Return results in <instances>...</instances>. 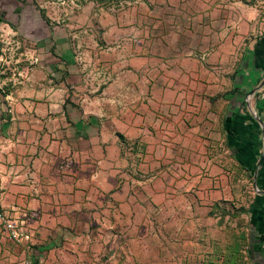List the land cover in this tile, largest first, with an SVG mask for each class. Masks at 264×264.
Masks as SVG:
<instances>
[{"label":"crops","instance_id":"0c3cea01","mask_svg":"<svg viewBox=\"0 0 264 264\" xmlns=\"http://www.w3.org/2000/svg\"><path fill=\"white\" fill-rule=\"evenodd\" d=\"M183 18L174 31H161L166 47L174 46L164 54L172 56L167 62L152 61L147 29L123 64L101 65L102 85L139 104L125 112L74 109L85 102L84 70L70 56L56 64L55 48L20 49L34 64L25 80L7 72L22 58L0 49V198L32 234L19 244L0 226L2 263L9 257L20 264L115 262L119 232L135 226L130 194L124 185L119 189L124 147L197 146L200 132L213 136L216 102L226 105L223 128L242 165L255 169L264 203V0H206ZM19 33L0 23L2 41L22 40ZM24 38L48 45L41 37ZM62 51L71 53L69 46ZM164 102L191 107L166 114L149 109ZM163 114L174 119L173 136L151 129ZM184 117L191 120L187 133Z\"/></svg>","mask_w":264,"mask_h":264},{"label":"rangeland","instance_id":"374dc122","mask_svg":"<svg viewBox=\"0 0 264 264\" xmlns=\"http://www.w3.org/2000/svg\"><path fill=\"white\" fill-rule=\"evenodd\" d=\"M205 4L206 0H0V23L23 37L0 39V49L5 47L9 55L23 59L11 63L13 69L7 72L25 80L34 64L30 55L19 51L55 48L56 64L70 56L84 70L85 102L75 103L74 109L125 112L139 104L102 85L107 78H101V65L123 64L147 29L152 61L167 62L172 56L164 54H171L174 46L166 47L161 31H174L175 20L183 23L190 9ZM27 34L41 37L48 45L25 40ZM68 46L71 53L64 55L62 50ZM190 107L164 102L149 109L166 114L176 109L187 112ZM225 112L226 105L216 102L213 136L200 132L197 146L124 147L126 159L118 176L125 182L119 189L124 185L130 194L135 226L133 231L119 232L116 261L104 264H264V203L259 199L263 193L255 169L242 165L239 147L233 146L223 128ZM164 114L159 115L160 126L151 129L173 136L174 119ZM190 122L184 117V133L190 130ZM3 258L0 253V264ZM21 262L9 257L5 264Z\"/></svg>","mask_w":264,"mask_h":264},{"label":"built area","instance_id":"2783aa9c","mask_svg":"<svg viewBox=\"0 0 264 264\" xmlns=\"http://www.w3.org/2000/svg\"><path fill=\"white\" fill-rule=\"evenodd\" d=\"M264 130V123H263ZM0 226H3L8 232V238L16 243L30 242L32 240V234L27 230L26 219L15 218L13 215L9 214L0 198ZM27 264H40L39 260H28Z\"/></svg>","mask_w":264,"mask_h":264}]
</instances>
